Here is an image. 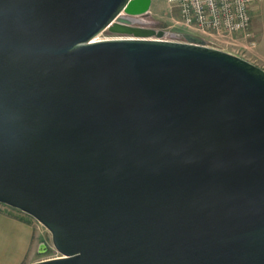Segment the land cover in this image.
Instances as JSON below:
<instances>
[{"label":"water","instance_id":"1","mask_svg":"<svg viewBox=\"0 0 264 264\" xmlns=\"http://www.w3.org/2000/svg\"><path fill=\"white\" fill-rule=\"evenodd\" d=\"M150 1L0 0V203L60 252L28 264H264V68Z\"/></svg>","mask_w":264,"mask_h":264},{"label":"crops","instance_id":"2","mask_svg":"<svg viewBox=\"0 0 264 264\" xmlns=\"http://www.w3.org/2000/svg\"><path fill=\"white\" fill-rule=\"evenodd\" d=\"M250 30V38L241 35V42L247 48L238 55L264 68V0L253 1ZM15 212L14 208L0 203V264H28L35 260L43 244L35 221Z\"/></svg>","mask_w":264,"mask_h":264},{"label":"built area","instance_id":"3","mask_svg":"<svg viewBox=\"0 0 264 264\" xmlns=\"http://www.w3.org/2000/svg\"><path fill=\"white\" fill-rule=\"evenodd\" d=\"M254 0H168L177 22L188 28L223 35L241 34L250 38L251 9ZM122 14V12H120ZM118 14V15H121ZM116 20L121 21L116 18ZM105 27L94 39L129 37L132 34L115 32L104 34ZM103 34V35H102Z\"/></svg>","mask_w":264,"mask_h":264},{"label":"rangeland","instance_id":"4","mask_svg":"<svg viewBox=\"0 0 264 264\" xmlns=\"http://www.w3.org/2000/svg\"><path fill=\"white\" fill-rule=\"evenodd\" d=\"M121 15H127L122 11ZM134 20L132 23L137 25H144L153 27L155 29H161L164 31L163 37L175 38L179 40L185 39L184 34L189 33L200 37L203 43L215 46L222 49H227L236 54H244L247 48L241 42V34L223 35L210 31H202L198 29L188 28L183 24L177 22L175 17V11L171 7L168 0H152L149 8L146 12L135 14L131 16ZM110 33L109 30H105L104 34ZM103 35V34H102ZM156 36V35H154ZM15 213L22 215L26 218L32 219L37 224V230L40 233V249L36 252L35 260L48 258L60 255V252L54 247L51 239L50 231L37 219L31 215L15 209Z\"/></svg>","mask_w":264,"mask_h":264},{"label":"flooded vegetation","instance_id":"5","mask_svg":"<svg viewBox=\"0 0 264 264\" xmlns=\"http://www.w3.org/2000/svg\"><path fill=\"white\" fill-rule=\"evenodd\" d=\"M152 1V0H151ZM151 1H150V3H151Z\"/></svg>","mask_w":264,"mask_h":264}]
</instances>
